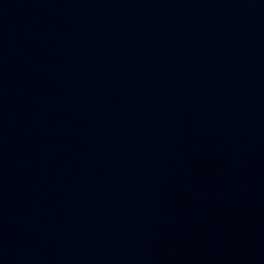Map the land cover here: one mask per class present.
<instances>
[{"label": "water", "instance_id": "1", "mask_svg": "<svg viewBox=\"0 0 264 264\" xmlns=\"http://www.w3.org/2000/svg\"><path fill=\"white\" fill-rule=\"evenodd\" d=\"M0 264H264V0H0Z\"/></svg>", "mask_w": 264, "mask_h": 264}]
</instances>
